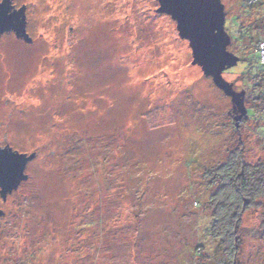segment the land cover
<instances>
[{"label":"rangeland","instance_id":"374dc122","mask_svg":"<svg viewBox=\"0 0 264 264\" xmlns=\"http://www.w3.org/2000/svg\"><path fill=\"white\" fill-rule=\"evenodd\" d=\"M222 1L231 35L262 24V9ZM12 4L26 5L33 42L0 36V146L37 156L29 178L0 197V264L193 259L211 221L204 202L216 190L206 168L225 161L239 138L247 163L264 162V108L254 107L264 78L246 77L264 71L257 50L235 37L228 47L241 60L223 77L248 91L250 117L237 132L231 98L192 63L189 41L158 0ZM258 202L243 219V263L264 264Z\"/></svg>","mask_w":264,"mask_h":264},{"label":"water","instance_id":"95a60500","mask_svg":"<svg viewBox=\"0 0 264 264\" xmlns=\"http://www.w3.org/2000/svg\"><path fill=\"white\" fill-rule=\"evenodd\" d=\"M159 12L168 13L177 21L179 35L189 41L193 64L200 65L205 76L229 96L233 103L236 125L249 117L246 90H236L232 82L223 77L224 71L236 66L240 57L229 51L232 36L225 26L227 11L222 0H158ZM26 5L15 8L12 0L0 3V36L14 31L16 36L27 42L33 38L27 31ZM37 156L14 149L11 145L0 146V196L6 200L8 193L18 189L22 181L29 178L28 163ZM4 210L0 208V216Z\"/></svg>","mask_w":264,"mask_h":264},{"label":"trees","instance_id":"16d2710c","mask_svg":"<svg viewBox=\"0 0 264 264\" xmlns=\"http://www.w3.org/2000/svg\"><path fill=\"white\" fill-rule=\"evenodd\" d=\"M241 3L248 5L247 12H250L253 6L262 9L263 15L260 17L262 24L259 28L254 27L251 30L249 27H245L247 29H244L240 37L233 33L231 36L238 39L239 44L245 46L246 51L249 48H255L258 52L257 63L264 66L259 47L260 42H264V0H243ZM232 24L239 27L237 22ZM243 51L245 52L243 56H245L246 51ZM238 56L241 60V56ZM247 72L248 76L246 77L250 82L254 79L264 78V71L260 69H257L254 76H250ZM259 88L261 92H256L257 101L254 107L256 106V110L260 107L259 111L261 112L264 108V82ZM247 93L246 90V99ZM235 128L238 132L239 127ZM239 140L240 145L235 150H230L225 161L206 168L205 178L209 180L210 185L216 186L215 192L204 202L211 211L209 217L211 221L206 224L207 236L202 238V242L195 251L191 250L195 261L187 258L180 264H257L243 263L239 260V256L244 248V238L247 235L243 225L245 213L251 206L261 205L262 203L258 200L264 198V162L247 163L244 160V144L241 142L242 139L239 138ZM196 202L197 206H203L199 198L196 199ZM261 226L264 228V218ZM186 248L188 249V247ZM189 249L188 251H190Z\"/></svg>","mask_w":264,"mask_h":264},{"label":"built area","instance_id":"2783aa9c","mask_svg":"<svg viewBox=\"0 0 264 264\" xmlns=\"http://www.w3.org/2000/svg\"><path fill=\"white\" fill-rule=\"evenodd\" d=\"M263 46V47H262ZM262 47V48H261ZM260 51L262 53V59L264 60V43L261 44L260 46Z\"/></svg>","mask_w":264,"mask_h":264},{"label":"flooded vegetation","instance_id":"af4514ba","mask_svg":"<svg viewBox=\"0 0 264 264\" xmlns=\"http://www.w3.org/2000/svg\"><path fill=\"white\" fill-rule=\"evenodd\" d=\"M15 8H16V7H15ZM26 173H27V172H26ZM24 181H25V180H24ZM24 181H22V183H23ZM22 183H21V184H22ZM21 184H20V185H21ZM19 187H20V186H19ZM16 190H17V189H16ZM14 191H15V190H14ZM14 191H13V192H14ZM13 192H12V193H13ZM10 194H11V193H10ZM10 194L8 193L7 197H8ZM0 197H1V196H0ZM6 199H7V198H6Z\"/></svg>","mask_w":264,"mask_h":264}]
</instances>
